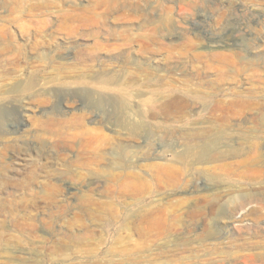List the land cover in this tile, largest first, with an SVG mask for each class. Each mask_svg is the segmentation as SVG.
<instances>
[{"label": "rangeland", "instance_id": "374dc122", "mask_svg": "<svg viewBox=\"0 0 264 264\" xmlns=\"http://www.w3.org/2000/svg\"><path fill=\"white\" fill-rule=\"evenodd\" d=\"M0 264H264V0H0Z\"/></svg>", "mask_w": 264, "mask_h": 264}, {"label": "bare ground", "instance_id": "6f19581e", "mask_svg": "<svg viewBox=\"0 0 264 264\" xmlns=\"http://www.w3.org/2000/svg\"><path fill=\"white\" fill-rule=\"evenodd\" d=\"M127 129L132 130L133 129V124L127 123ZM111 147H113V149L116 150V151L117 150L120 151L119 153L117 152L115 154V160L116 161L115 162L112 161L113 163H111V164H115L116 163L117 165H119L121 167H127L128 169H133V168H135V166L138 165L137 159H136V156L138 155V152L136 150H129L128 149L129 151H127L125 149V147L121 146V144H116V143L115 144H111ZM149 216H151V215H149Z\"/></svg>", "mask_w": 264, "mask_h": 264}]
</instances>
